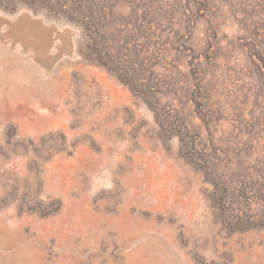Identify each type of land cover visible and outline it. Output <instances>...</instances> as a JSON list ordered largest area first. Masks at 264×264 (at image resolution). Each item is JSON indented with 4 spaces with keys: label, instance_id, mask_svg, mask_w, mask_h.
Segmentation results:
<instances>
[{
    "label": "rangeland",
    "instance_id": "rangeland-1",
    "mask_svg": "<svg viewBox=\"0 0 264 264\" xmlns=\"http://www.w3.org/2000/svg\"><path fill=\"white\" fill-rule=\"evenodd\" d=\"M0 264H264V0H0Z\"/></svg>",
    "mask_w": 264,
    "mask_h": 264
}]
</instances>
